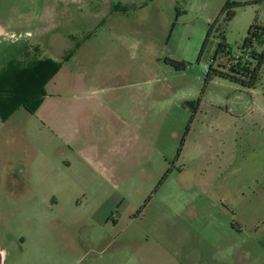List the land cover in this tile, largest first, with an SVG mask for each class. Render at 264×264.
<instances>
[{
	"label": "rangeland",
	"instance_id": "374dc122",
	"mask_svg": "<svg viewBox=\"0 0 264 264\" xmlns=\"http://www.w3.org/2000/svg\"><path fill=\"white\" fill-rule=\"evenodd\" d=\"M232 2L238 7L226 24L218 16L225 0H137L121 17L127 47L117 68L120 75L128 71V84L135 85L114 98L119 122L96 116L91 123L98 130L94 126L90 133L97 138L131 132L137 168L123 182L113 186L67 171L72 150L24 109L6 126L0 122V244L6 264H264L258 259L261 233L229 213L224 217L213 205L220 204V195L200 189L229 157L234 163L247 153L236 122L250 125L249 141L264 135V114L258 112L264 109V66L253 90L216 77L205 82V66L225 64L217 55L220 42L236 54L253 31L247 50L264 52V0ZM83 26L75 19L74 31ZM83 36L74 33V41ZM166 60L183 61L186 68L178 71ZM248 151L250 160L261 152ZM182 154L197 164L190 161L184 175L178 172L185 164ZM29 199L39 205V234L36 227L31 232L28 211L19 215L17 206ZM252 214L242 210L239 216ZM101 232L105 238L94 241Z\"/></svg>",
	"mask_w": 264,
	"mask_h": 264
},
{
	"label": "crops",
	"instance_id": "0c3cea01",
	"mask_svg": "<svg viewBox=\"0 0 264 264\" xmlns=\"http://www.w3.org/2000/svg\"><path fill=\"white\" fill-rule=\"evenodd\" d=\"M228 1L232 0H225L224 5ZM136 3L137 0H0V72L8 64L22 70L43 60L59 66L44 85L45 96L33 115L72 150L73 155L65 166L67 171L82 178L100 177L113 186L136 170V159L131 156L135 144L131 132L122 136L121 131H112L94 138L90 130L94 126L93 130L97 128L91 120L106 116L119 122V115L113 110L118 108L111 106L115 103L114 98L121 90L130 92L131 86L135 85L128 84L129 72L120 75L117 67L122 65L120 50L127 47L121 42L123 31L118 23L131 7L137 6ZM224 5L219 8L218 16ZM75 19L84 22V30L80 27L74 31ZM128 30L135 32L131 28ZM74 33L84 35L82 42L74 41ZM18 111L5 122L0 120L1 124L6 126ZM258 112L264 114V109H258ZM249 126L243 121L235 123V134L241 136L237 139L245 143L247 153L241 152L234 163L229 157L218 167L219 173L215 172L213 180L200 189L219 194L221 202L214 203L215 208L219 207L224 217L229 215L238 219L235 221L247 230L256 229L261 233L258 239L264 243V135L249 141ZM259 128L264 133V122ZM255 148H260L261 152L250 160L248 150ZM181 159L185 164L178 170L180 175L185 174L190 161L193 167L197 165L194 156L185 155ZM179 189L184 190L183 186ZM22 192L15 200L20 201ZM36 202L29 199L17 208L19 215L28 211L31 232L34 233L36 227L39 234V205ZM242 210L253 213L252 218L240 219ZM87 236L85 233L86 240ZM104 238L103 232L92 237L94 241ZM260 248L258 259H264V245ZM0 256L2 264H6L7 252L3 244H0Z\"/></svg>",
	"mask_w": 264,
	"mask_h": 264
},
{
	"label": "trees",
	"instance_id": "16d2710c",
	"mask_svg": "<svg viewBox=\"0 0 264 264\" xmlns=\"http://www.w3.org/2000/svg\"><path fill=\"white\" fill-rule=\"evenodd\" d=\"M236 7L238 5L232 1L226 2L219 15V17L224 16L223 24L232 20ZM217 20L218 18L209 25L199 56H201L213 27L217 24ZM252 27L262 29L257 26ZM253 36L254 32L250 31L243 46L238 49L236 54L230 53L227 45L222 40L223 42L218 44L217 55L218 53L220 54L225 64H218L215 67L210 65L205 75V82L207 83L216 77L231 82L243 90L255 89L260 81V70L264 66V52L255 53L247 50ZM227 55H229V58ZM166 61L178 71L186 68L183 61ZM214 61L215 58L213 59ZM58 68V65L54 66L47 60L40 61L36 66L22 70L9 64L4 67L0 72V120L5 122L20 108H23L29 114H33L45 96L44 85Z\"/></svg>",
	"mask_w": 264,
	"mask_h": 264
},
{
	"label": "built area",
	"instance_id": "2783aa9c",
	"mask_svg": "<svg viewBox=\"0 0 264 264\" xmlns=\"http://www.w3.org/2000/svg\"><path fill=\"white\" fill-rule=\"evenodd\" d=\"M208 71V68L205 66V73Z\"/></svg>",
	"mask_w": 264,
	"mask_h": 264
},
{
	"label": "flooded vegetation",
	"instance_id": "af4514ba",
	"mask_svg": "<svg viewBox=\"0 0 264 264\" xmlns=\"http://www.w3.org/2000/svg\"><path fill=\"white\" fill-rule=\"evenodd\" d=\"M0 264H2V258H1V256H0Z\"/></svg>",
	"mask_w": 264,
	"mask_h": 264
}]
</instances>
